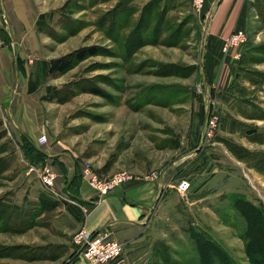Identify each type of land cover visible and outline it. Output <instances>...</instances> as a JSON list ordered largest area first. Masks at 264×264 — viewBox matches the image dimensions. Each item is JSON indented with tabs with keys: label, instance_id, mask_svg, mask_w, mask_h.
I'll list each match as a JSON object with an SVG mask.
<instances>
[{
	"label": "rangeland",
	"instance_id": "obj_1",
	"mask_svg": "<svg viewBox=\"0 0 264 264\" xmlns=\"http://www.w3.org/2000/svg\"><path fill=\"white\" fill-rule=\"evenodd\" d=\"M32 2L37 22L46 15V23L42 30L36 25V52L16 65L28 64L30 81L40 86V120L29 123L41 126L39 137L47 142L40 146L39 138L25 140L1 128L0 264L56 261L80 230L61 234L51 223L55 213L34 215L33 203L30 209L19 206L39 195L33 189L38 179L27 175L36 152L26 144L23 149L29 141L71 159L77 174L86 165L100 177L165 176L146 221L152 243L146 264H264V224L235 203L240 198L264 207V0H247L242 56L209 89L211 117L217 118L208 121L211 137L203 147L208 16L195 10L193 0ZM89 47L98 54L64 75L45 77L46 61ZM230 73L235 84L223 88ZM48 85L62 89L66 102L43 100ZM226 117L239 123L236 134L222 132ZM216 137L245 146L251 155L235 158ZM47 163L61 162L47 159L36 166ZM182 178L191 182L184 195L176 189ZM4 201L12 204L6 211Z\"/></svg>",
	"mask_w": 264,
	"mask_h": 264
},
{
	"label": "crops",
	"instance_id": "obj_2",
	"mask_svg": "<svg viewBox=\"0 0 264 264\" xmlns=\"http://www.w3.org/2000/svg\"><path fill=\"white\" fill-rule=\"evenodd\" d=\"M201 13L208 16L204 80L206 88L211 90L218 79L220 83L225 80L226 66L222 63L224 40L234 31L245 30L247 27V0H205ZM38 16L32 0H0V119L4 120V125L9 130L19 134L21 138L27 137L32 140L39 138L41 126H31L29 120L33 119L36 122L37 117L39 122L38 108L41 106L39 99L42 95L39 93L40 86L35 92L29 93V66L22 65L19 69L16 62L19 57L24 61L31 53L36 52L34 39ZM230 74L231 81L223 88L229 89L235 84V75ZM232 120L231 117L223 120L221 125L223 133L234 135L238 132V129H235V132L231 129ZM45 153L48 160L59 159L61 162L60 166L56 164L54 166L59 175L57 187L68 194L73 203L58 201L60 204L56 208L42 210L40 195L43 188L41 184L35 183L34 193L39 195H34L32 199L28 197V200L19 206L25 209V205L28 204L27 207L30 209L32 206L30 203H33L34 215L50 211L55 213L51 223L61 234L71 235L82 228L89 232H96L103 227L110 228L115 238L124 245L121 260L112 264H146L152 248V243L147 239L146 221L164 188L165 176L136 177L113 193L100 197L83 180L82 165L80 173L77 174L73 161L68 157L48 151ZM27 175L30 177L29 180L35 178V174L30 171ZM37 188H41V192ZM10 196L7 199L14 202ZM4 203L12 205L10 201ZM36 209L39 211H35ZM57 243L66 244L60 241ZM66 245L67 251L58 260L34 264H80L78 248L72 242Z\"/></svg>",
	"mask_w": 264,
	"mask_h": 264
},
{
	"label": "built area",
	"instance_id": "obj_3",
	"mask_svg": "<svg viewBox=\"0 0 264 264\" xmlns=\"http://www.w3.org/2000/svg\"><path fill=\"white\" fill-rule=\"evenodd\" d=\"M205 0H193V6L196 11L201 12ZM248 40V35L245 30H236L224 40L222 46L223 66L231 64L232 61H237L242 56V49L245 47ZM202 93L208 100L207 112L204 120V126L201 135V147L205 141L211 137L210 133H206V128L209 119L211 125L214 123V118L217 115L214 113L211 117L212 98L207 88H202ZM46 136H41L38 139L40 146L46 144ZM51 162V160H49ZM29 171L35 174L36 178L42 185L43 190L53 199L59 202L73 203L68 194L63 193L57 187L59 178L58 173L54 169L52 163H47L44 166L31 165ZM82 178L100 197H105L113 193L117 188L130 182L133 177L127 172H121L111 177H100L86 166H82ZM191 188V182L182 178L177 184V191L180 194H186ZM73 244L79 250L80 264H112L121 260L124 252V245L118 241L113 231L110 228L103 227L96 232H89L86 229H80L73 237Z\"/></svg>",
	"mask_w": 264,
	"mask_h": 264
},
{
	"label": "trees",
	"instance_id": "obj_4",
	"mask_svg": "<svg viewBox=\"0 0 264 264\" xmlns=\"http://www.w3.org/2000/svg\"><path fill=\"white\" fill-rule=\"evenodd\" d=\"M47 18L46 15H40L39 20L37 22V27L39 30H42L43 24H45V19ZM98 54V50L95 47H89V48H81L78 50H75L73 52H70L66 55H63L58 58L51 59L49 61H46L44 63V71H45V77H55V76H61L72 69H74L79 63L85 61L86 59L96 56ZM39 84L35 83L33 81L29 82V93L35 92L37 90ZM93 93L97 95H102L103 93L98 90H93ZM63 91L62 89L53 87L51 85L46 86V94L42 97L43 100L49 101V102H57V103H64L66 102V99L62 97ZM239 123L233 119L232 120V126L231 128L233 131L236 129V126ZM4 126L3 121L0 119V141L5 137L6 133L5 130H1V128ZM235 132V131H234ZM251 135H254V133H251ZM250 134L247 135L248 137L251 136ZM25 140H28L27 137H23ZM217 142L222 143L226 146V148L230 151L231 154L234 155L235 158L239 160H243L251 155V151L247 149L246 147L234 142L233 140L226 138V137H216ZM24 144L29 145L30 147H33L36 152H33V164L37 165V162L45 161L48 159V155L45 152H42L35 148V144L31 143L30 141L27 143H22V147L24 149ZM32 150V148H31ZM33 151V150H32ZM31 157V155H28ZM236 207L240 211L243 208L247 207L251 209L256 215V217L263 222L264 224V207L262 205L255 206L251 202L247 200L237 199L236 200ZM60 203L58 201H55L53 198L49 197L48 195H41L40 197V207L42 210L48 209V208H56ZM2 208L3 211H6L11 208V205H7L6 203L2 202ZM243 215V211L241 212ZM255 217V218H256ZM250 240L248 241V243ZM209 241L205 242L206 244H209ZM222 258V257H221ZM206 264V263H205ZM225 264H228L227 261H225Z\"/></svg>",
	"mask_w": 264,
	"mask_h": 264
}]
</instances>
